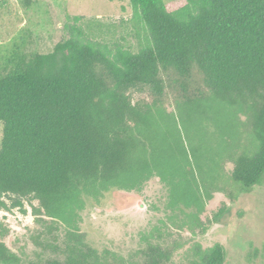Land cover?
<instances>
[{
    "label": "trees",
    "instance_id": "trees-1",
    "mask_svg": "<svg viewBox=\"0 0 264 264\" xmlns=\"http://www.w3.org/2000/svg\"><path fill=\"white\" fill-rule=\"evenodd\" d=\"M128 1L135 47L77 30L42 52L16 24L0 33V205L34 217L29 250L0 224V264H170L174 226L205 233L214 193L264 178V0ZM99 207L155 222L122 252L98 244ZM225 258L215 243L193 264Z\"/></svg>",
    "mask_w": 264,
    "mask_h": 264
},
{
    "label": "rangeland",
    "instance_id": "rangeland-1",
    "mask_svg": "<svg viewBox=\"0 0 264 264\" xmlns=\"http://www.w3.org/2000/svg\"><path fill=\"white\" fill-rule=\"evenodd\" d=\"M27 1L29 4L24 0H0V33L6 36L11 32L9 26L16 24L17 29H25L32 35V42L28 44L30 48L49 51L58 41L77 34V30L101 42L117 43L122 47H135L141 40L143 31L132 21L128 0ZM74 16L81 20H75ZM3 42L8 43V38ZM1 137L0 123V142ZM227 170H231L230 164ZM1 201L5 206L0 205V224L10 229L7 244L16 249L26 243V250H29L32 247L29 227L34 222L30 202L22 200V205H15L8 197ZM32 203L36 205V201ZM217 213L220 215L213 221ZM88 214L98 244L107 242L105 235L108 233L110 238L120 242L122 252L135 246L138 230L149 221L155 222L150 213H137L128 218L103 212L102 207L93 208ZM208 220L214 225L205 233H201V227L193 226H187L183 231L178 226L171 229L169 236L174 250L170 264H193L215 243L224 246V264H264V178L250 193L242 194L236 200L229 198L223 190L214 193L203 216L204 225H210Z\"/></svg>",
    "mask_w": 264,
    "mask_h": 264
}]
</instances>
